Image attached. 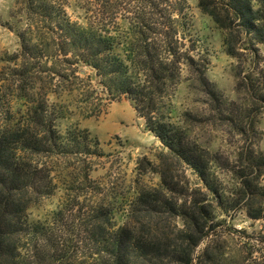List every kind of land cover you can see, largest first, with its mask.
<instances>
[{
    "label": "trees",
    "instance_id": "trees-1",
    "mask_svg": "<svg viewBox=\"0 0 264 264\" xmlns=\"http://www.w3.org/2000/svg\"><path fill=\"white\" fill-rule=\"evenodd\" d=\"M79 1L86 10L85 24L70 17L67 7L71 0L22 1L27 26L5 23L20 39L21 50L11 57L21 59L16 75L24 80L35 72L38 63L48 67L51 60L60 57L70 65L82 63L94 69L108 95L128 97L160 140V166L171 173L169 161H178L197 175L217 201L213 206L206 203L209 198L182 197L174 186L181 181L174 183L162 172L159 188L138 192L123 226L116 228L112 210L104 208L78 220L83 229L77 233V244H83L87 251L81 255L80 264H264V229L252 234L246 228L228 226L225 234L219 233L218 213L229 215L231 195L209 166L212 159L173 120L171 107L165 111L186 66L222 116L224 113L223 94L208 75V56L189 35L187 0ZM212 4L211 9V2L199 0L202 11L222 30L227 53L240 58L242 50L248 49L256 56L250 72L240 73L241 80L256 90L264 78V56L259 47L264 45V0H218ZM7 81L0 73V264L72 262L74 256L78 258L72 254L76 239L64 223L65 211H56L51 222H32L25 214L22 192L32 186L38 192L42 186L48 190L39 177L44 170L39 165L31 169L26 155L70 154L72 143L79 145L86 137L75 131L62 133L57 128L58 117L49 110L47 95L39 91L30 94L22 89L19 98L25 101L26 115L24 120L18 118L6 91ZM258 92L264 107V87ZM194 116L185 112V122L189 124ZM142 161L151 164L148 158ZM238 170L234 171L238 183L230 193L241 196L249 217L264 221V185L260 179L264 154L252 149L247 164ZM30 180L33 185L28 184ZM170 219L183 224L168 231ZM235 236L242 243L233 255L222 241ZM203 242L204 248L194 256Z\"/></svg>",
    "mask_w": 264,
    "mask_h": 264
},
{
    "label": "rangeland",
    "instance_id": "rangeland-1",
    "mask_svg": "<svg viewBox=\"0 0 264 264\" xmlns=\"http://www.w3.org/2000/svg\"><path fill=\"white\" fill-rule=\"evenodd\" d=\"M22 1L0 0V73L5 82L8 80L6 91L12 99V109L18 118L24 120L25 101L19 98L22 89L26 88V93L30 94L39 91L47 95L49 110L58 117L56 124L62 133L75 131L86 137L79 145L72 143L73 152L70 154L26 155L31 169L39 165L44 170L39 177L48 190L42 186L38 192L32 186L22 192L25 214L32 222H51L55 212L63 210L66 228L76 239L72 254L78 258L74 256L72 262L58 264H80L81 255L87 252L83 244H77V233L83 229L78 220L83 215L97 208L110 209L116 228L123 226L129 219L131 204L138 192L144 188H159L162 172L170 180L174 179V183L181 181L174 186L182 197L184 194L192 199L209 198L206 203L217 205L197 175L186 170V166L170 160L169 164L173 165L171 173L160 166L157 156L162 151L160 140L128 97L108 95L94 69L82 63L70 65L60 57L51 60L48 67L38 63L35 72L24 80L16 75L15 70L21 69L17 66L21 65V59L11 57L20 52V39L5 23L17 28L27 26L25 12H21ZM208 1L211 9L214 7L212 3L218 2ZM187 3L185 13L191 22L189 35L197 42L199 51L208 56V75L223 94L225 103L221 110L224 113L222 116L217 104L203 92L197 76L186 66L182 70L181 83L172 102L167 101L165 111L171 107L173 120L182 125L195 140L196 147L212 159L209 166L217 181L231 195L233 208L229 215L218 213L219 233L225 234L227 227L232 226L258 234L264 229V221L249 217L241 196L230 192L238 183L234 171L247 164L249 152L254 149L264 154V107L257 97L258 90L264 87V78L261 79L263 84L256 85V90L249 88V83L241 80L240 73L250 72L256 56L248 49L242 50L240 58L228 54L222 30L202 11L199 0H187ZM67 11L74 21L86 23V10L81 1L71 0ZM120 22L122 26L124 22ZM259 47L264 56V45L259 44ZM185 112L195 115L189 124L184 120ZM143 158H148L151 164L143 162ZM46 174L49 176L45 177ZM260 179L264 185V174ZM28 184L33 185V182L30 180ZM170 222L168 231L183 224L179 219L177 223L173 219ZM57 231L62 233L59 229ZM65 235L69 237L68 233ZM205 242L194 256L204 248ZM241 243L238 236L222 241L233 255Z\"/></svg>",
    "mask_w": 264,
    "mask_h": 264
}]
</instances>
